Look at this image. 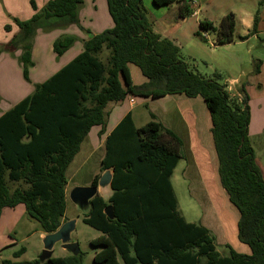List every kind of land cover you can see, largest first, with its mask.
<instances>
[{
	"label": "trees",
	"instance_id": "16d2710c",
	"mask_svg": "<svg viewBox=\"0 0 264 264\" xmlns=\"http://www.w3.org/2000/svg\"><path fill=\"white\" fill-rule=\"evenodd\" d=\"M106 1L113 27L94 34L81 24L84 0H48L41 8L31 0L32 17H15L19 32L0 46V54L21 51L18 59L23 76L30 81L39 29L77 25L88 35L81 53L0 116V216L5 208L24 204L40 230L57 231L69 220L68 168L91 129L105 128L110 102L129 95L202 96L212 115L221 183L239 210V239L250 246L251 253H241L231 245H224L225 252H221L210 229L186 220L178 210L172 183L174 170L185 156L183 140L156 121L155 115L137 127L129 113L108 135L101 160L102 173L113 171V194L105 199L98 193L83 212V222L101 232L91 240V245L101 247L93 262L264 264V177L249 137L247 97L233 95L228 84L221 82V73L209 77L194 71L182 57L180 45L154 30L143 0ZM153 2L157 6L177 3L182 17L192 14L191 0ZM259 20L257 11L252 30ZM236 23L235 14L229 12L218 26L202 20L201 30L211 31L216 45H225L234 41ZM78 39L73 34L59 36L53 43L54 52L62 56ZM131 64L148 78L146 83L134 84ZM100 175L92 185L98 184ZM111 205L114 219L105 213ZM25 251L21 247L14 257ZM2 264L84 262L79 252L47 261L5 259Z\"/></svg>",
	"mask_w": 264,
	"mask_h": 264
},
{
	"label": "crops",
	"instance_id": "0c3cea01",
	"mask_svg": "<svg viewBox=\"0 0 264 264\" xmlns=\"http://www.w3.org/2000/svg\"><path fill=\"white\" fill-rule=\"evenodd\" d=\"M94 1L97 2L99 0ZM143 1L144 4L146 3L145 6L152 19L149 18L154 30L161 36L172 39L178 45H180V42L190 40L192 35L204 40L210 39V35L212 34L211 31L203 32L201 30V21L204 17L203 11L208 8L214 9L218 13V17H221L219 18L220 20L229 12L235 14L237 21L236 30L234 41L230 44L251 42L256 37L260 38V34L264 33V0L258 1V4L262 1L263 3L261 4L262 10L260 11V20L255 30L252 29L256 10H247L245 6L246 3H243V7L239 5V9L236 10L234 8V3L230 0H191L192 14L182 17L180 15V5L177 3L169 6H157L154 4L153 0ZM246 1L247 0H244V2ZM207 20L213 22L215 26H218L220 23V20L219 22H214L208 18ZM103 22L101 26L87 27V29L97 34L113 27L111 16ZM240 26L245 28L244 32H240ZM67 29L76 33L79 37V41L75 42L69 50L60 56L62 60L67 54H71L69 56L73 58L67 57L66 60L62 61L59 65L50 68L53 74L83 51V40L88 38V35L77 25H71ZM198 32H202V36H198ZM59 36L54 39L56 40ZM215 39L216 37L214 35V44L216 42ZM226 45L229 44L223 46ZM215 46L217 47L220 45L215 44ZM71 50L76 51L69 53ZM14 54L18 59L21 51L17 50ZM35 55L36 47L34 44L33 57H35ZM9 56L10 53L2 52L0 54V63ZM52 59H54V57ZM130 68L134 84L141 85L148 81V78L143 75L138 66L131 64ZM257 69L259 70H253V77L251 78H248V76L245 78L244 76L246 73L242 72L239 78L226 81V83L233 95L247 97L250 109L249 137L255 149L256 162L264 177V69L263 66H261V69ZM20 70L21 68L18 69V71ZM41 70L35 72V76L38 77L42 72ZM46 79L47 78H45V80ZM33 83H35V81ZM38 83H42V81ZM19 84L21 86L23 85L20 82ZM33 90L25 89L24 92H20V90L16 88L15 91H12L10 94L7 92L5 95L0 91V116L27 95L31 94ZM131 98L135 99L134 103L131 102ZM143 107L148 111V115ZM106 111L108 112V116L105 128L94 126L91 129L82 142L79 153L68 168L67 172L72 170L71 177H73L75 182L80 178L79 183H76L77 185H88L81 182V179H83L82 173L88 174V181H92L97 175H102L101 160L106 153L107 137L127 114L130 113L132 115L137 127L144 126L152 120L151 115H155L156 121L161 122L166 128L174 131L183 140L185 156L178 162L172 179L176 174H178V177L182 176L184 180L190 184L192 194L194 196H199L202 210L199 216V222L194 223L201 224L213 232L216 236V243L220 246L218 249L221 252H225L224 245H231L235 250L241 253H251L250 246L239 239V210L232 204L226 189L221 183L219 157L212 132V115L202 96L189 97L184 93L167 94L158 98L145 96L133 97L129 95L122 101L110 102L106 107ZM76 160V164L72 165ZM91 165H97V168L95 169L94 166ZM83 168L84 170H81ZM88 168L94 169L88 171ZM99 194L105 199H108L113 194V190L109 185L104 189H100ZM26 214L27 212L24 204H18L13 208H5L2 211L0 216V255L5 249L14 250V247L19 245L20 239L17 235L19 233L20 224L26 218ZM66 217H69L67 212ZM77 217H79L78 214L69 219ZM33 232L39 233V239H43L47 234L40 230V228H36ZM19 249L14 250L13 255ZM63 250L67 249L63 248ZM67 251L69 252L68 254L71 253L69 250ZM3 260L5 259H2L0 264H2Z\"/></svg>",
	"mask_w": 264,
	"mask_h": 264
},
{
	"label": "rangeland",
	"instance_id": "374dc122",
	"mask_svg": "<svg viewBox=\"0 0 264 264\" xmlns=\"http://www.w3.org/2000/svg\"><path fill=\"white\" fill-rule=\"evenodd\" d=\"M37 4L41 8L48 0H36ZM234 3V8L238 10V6H244L246 3V9L251 11H261V3L259 0H230ZM146 5V3H145ZM33 15V9L31 6V0H0V46L7 44L19 31L18 26L14 20L15 17L21 19H29ZM203 20L210 19L214 22H219L218 13L214 9L208 8L203 11ZM206 16V17H205ZM81 24L85 28L97 27L103 25V21L109 16L106 0H84V4L80 9ZM151 19V17L149 16ZM152 20V19H151ZM6 26H10V30L6 29ZM68 28V27H67ZM64 27H56L50 30L39 29L34 39L36 47V55L33 57L35 65L30 68V81L26 80L23 76L22 64L15 57V54L10 53V56L0 63V91L3 95L10 94L15 91L16 88L20 92H24L25 89H35V85L38 82H44L45 78H50L53 75V71L50 68L59 65L62 61L66 60L71 54H67L65 58L60 59L53 49L54 38L61 34H73L71 30ZM240 32H244L245 28L240 26ZM212 33V32H211ZM79 41V39L77 40ZM76 41V42H77ZM180 42V41H179ZM79 45V44H78ZM181 54L186 62L190 64V67L197 72L206 76H213L216 72L223 75L226 82L232 79L239 78L242 72H245V78L253 77V70L263 66L264 69V33L260 34V38L256 37L251 42H240L237 44H229L226 46H215L214 35H210L209 40L200 39L196 36H191V39L186 42H180ZM76 49V48H75ZM76 50H71L69 53H73ZM105 56V55H104ZM54 57V59H52ZM73 58V57H72ZM18 71V69H20ZM42 69V70H41ZM41 70L42 72L35 76V72ZM259 70V69H258ZM45 71V72H44ZM256 71V70H255ZM46 79V80H47ZM37 80V81H36ZM35 81V83H33ZM22 83L25 86H21ZM34 91V90H33ZM32 91V92H33ZM145 110L146 108L143 107ZM147 115L149 114L146 110ZM142 124V123H139ZM77 160L72 164H76ZM97 168V165H91ZM94 168H88V171H92ZM81 170H84L81 169ZM72 170L67 172L68 186H67V213L68 218H72L78 214L76 229L72 232V241L79 244L80 252H82L84 264H94L93 257L95 253L101 249V247H95L91 245V240L99 237L101 232L83 222V210L75 205L70 199L71 190L79 186L71 177ZM83 184L90 185L88 181V174L82 173ZM91 175V174H89ZM90 180V177H89ZM173 185L178 198V210L186 218L187 221L199 222V216L201 214L202 205L200 203L199 196H194L191 192L190 184L184 180L182 176L178 177L176 174L173 179ZM36 228H40L39 223L32 219L28 214L26 218L20 224V229L17 237L20 239L19 245L14 247V250L20 247H25L26 251L22 256L16 258L13 255V249H5L0 255V261L2 259L12 260H33L39 258L43 249V239H39V233L33 232ZM220 248V246H218ZM67 250H63L62 244L57 243L54 247L53 256L62 257L68 254Z\"/></svg>",
	"mask_w": 264,
	"mask_h": 264
},
{
	"label": "water",
	"instance_id": "95a60500",
	"mask_svg": "<svg viewBox=\"0 0 264 264\" xmlns=\"http://www.w3.org/2000/svg\"><path fill=\"white\" fill-rule=\"evenodd\" d=\"M113 171L107 169L102 173L97 185H79L74 187L70 192V199L83 211L89 209L91 200L99 193L100 189H104L111 184ZM105 213L114 219V207L108 206ZM77 218L65 221L60 228L53 232L47 233L43 238L44 249L39 257L41 261H47L53 256L54 247L57 243H61L64 249L69 250L72 254L78 255L80 252L79 244L72 241L71 234L76 229Z\"/></svg>",
	"mask_w": 264,
	"mask_h": 264
},
{
	"label": "built area",
	"instance_id": "2783aa9c",
	"mask_svg": "<svg viewBox=\"0 0 264 264\" xmlns=\"http://www.w3.org/2000/svg\"><path fill=\"white\" fill-rule=\"evenodd\" d=\"M228 89H229L230 92H232L229 87H228ZM131 102L134 103L135 102V99L134 98H131Z\"/></svg>",
	"mask_w": 264,
	"mask_h": 264
},
{
	"label": "flooded vegetation",
	"instance_id": "af4514ba",
	"mask_svg": "<svg viewBox=\"0 0 264 264\" xmlns=\"http://www.w3.org/2000/svg\"><path fill=\"white\" fill-rule=\"evenodd\" d=\"M93 180H94V179H93ZM93 180H92V181H90V183H89L90 185H92V182H93Z\"/></svg>",
	"mask_w": 264,
	"mask_h": 264
}]
</instances>
